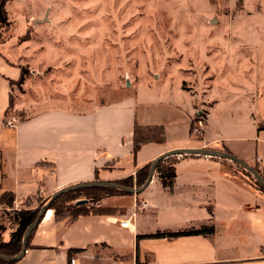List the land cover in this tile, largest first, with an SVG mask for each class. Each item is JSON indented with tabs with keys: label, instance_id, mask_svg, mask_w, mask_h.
<instances>
[{
	"label": "crops",
	"instance_id": "0c3cea01",
	"mask_svg": "<svg viewBox=\"0 0 264 264\" xmlns=\"http://www.w3.org/2000/svg\"><path fill=\"white\" fill-rule=\"evenodd\" d=\"M20 74L1 44L0 197L4 192L14 196L11 207L0 203L5 209L24 208L34 196L46 199L72 184L118 182L177 148L226 151L264 171V118L254 110L253 99L239 116L238 108L216 95L212 81L204 93L202 133L196 136L191 131L194 98L180 85L181 104L149 97L138 87L133 95L88 111L51 107L22 120L13 118L15 126H8L11 82ZM135 123L162 126L164 140L143 144L133 156ZM174 166L171 185L154 172L141 192L100 199V213L57 221L48 209L24 255L13 264H69L72 256L74 264H264V192L249 183L243 168L227 158L197 154L177 155ZM140 199L147 201V208L135 213L130 228L120 226L119 220L129 217ZM7 221L5 241L14 230L8 216ZM201 225H212L214 232L143 236ZM71 248L79 251L68 259Z\"/></svg>",
	"mask_w": 264,
	"mask_h": 264
},
{
	"label": "rangeland",
	"instance_id": "374dc122",
	"mask_svg": "<svg viewBox=\"0 0 264 264\" xmlns=\"http://www.w3.org/2000/svg\"><path fill=\"white\" fill-rule=\"evenodd\" d=\"M5 9L0 45L24 68L11 85L9 118L51 107L84 112L138 87L181 104L180 85L193 95L191 131L200 136L211 81L239 116L253 99L264 118V0H7Z\"/></svg>",
	"mask_w": 264,
	"mask_h": 264
},
{
	"label": "trees",
	"instance_id": "16d2710c",
	"mask_svg": "<svg viewBox=\"0 0 264 264\" xmlns=\"http://www.w3.org/2000/svg\"><path fill=\"white\" fill-rule=\"evenodd\" d=\"M7 0H0V27L9 25L8 15L5 9V3ZM21 69V74L17 83H21L24 79V68ZM12 83V82H11ZM6 115L8 112L6 111ZM8 117V116H7ZM191 129H193V122L191 124ZM164 140L163 127L160 125H149L141 126L137 123L134 124L133 136H132V154L135 156L140 147L148 142H162ZM177 155H170L163 157L155 167V173L158 177L162 179V183L165 185H171L175 177V162ZM150 163L144 165L143 167L136 170L134 176H128L116 183L127 186V187H141L149 172ZM255 170L264 179V171H259L256 167ZM244 174L251 175L247 170L243 169ZM252 176V175H251ZM251 180L248 177L249 183L254 186L257 190L264 192V187L254 179ZM115 194H131L121 189L110 188V187H100V186H87L78 189H71L62 192L57 197H55L49 204V209L53 210L55 220L68 219L73 221L77 219L80 215L88 213H100V209L96 207L98 201L106 196ZM35 198V196H34ZM79 199H86L85 203L77 204L76 201ZM14 196L11 192H4L0 197V203H4L7 206H12ZM48 201V198L44 199L39 205H30L29 200L26 202V207L20 209L10 210V218L15 224L14 230L10 233L8 240H3L2 233L5 227L0 224V254L13 256L17 254L21 249L23 232L26 227L35 219L40 208ZM37 226V225H36ZM36 227L31 231L28 236L27 247L29 244V239L34 232ZM214 232L212 225H201L199 228H187L177 232L169 231H157L152 234L143 235L144 237H176L179 235L188 234H203L210 235ZM79 251L77 248H71L67 251L68 259L71 257L72 252ZM15 261H8L0 258V264H13Z\"/></svg>",
	"mask_w": 264,
	"mask_h": 264
},
{
	"label": "water",
	"instance_id": "95a60500",
	"mask_svg": "<svg viewBox=\"0 0 264 264\" xmlns=\"http://www.w3.org/2000/svg\"><path fill=\"white\" fill-rule=\"evenodd\" d=\"M181 154H197V155H208V156H218L222 158H227L230 159L236 163H238L243 169L247 170L256 181H258L263 187H264V179L262 176L255 170V168L239 157L226 152L222 150H216V149H211V148H177L173 150H169L167 152H164L157 157H155L151 162H150V167H149V172L148 176L144 182V184L141 187H127L121 184H118L116 182H107V181H99V182H84V183H78V184H72L65 186L63 188H60L53 192L51 196L49 197V200L40 208L37 216L35 219L26 227V229L23 232V237H22V243H21V249L20 251L13 255H5V254H0V258L8 260V261H17L20 259L27 248V242H28V236L30 235L31 231L38 225L42 217L45 215L46 211L49 209V204L50 202L57 197L59 194H61L64 191L71 190V189H78V188H83L87 186H100V187H110V188H116V189H121L126 192H129L131 194H137L141 192L150 182L154 172H155V167L157 163L166 156L170 155H181ZM87 200L86 199H79L76 201L77 204L85 203Z\"/></svg>",
	"mask_w": 264,
	"mask_h": 264
},
{
	"label": "built area",
	"instance_id": "2783aa9c",
	"mask_svg": "<svg viewBox=\"0 0 264 264\" xmlns=\"http://www.w3.org/2000/svg\"><path fill=\"white\" fill-rule=\"evenodd\" d=\"M201 121L198 120V123H200ZM5 124L8 125V126H15V120L12 119V118H6L5 119ZM193 132L194 133H197L198 132V128H193ZM1 206V205H0ZM148 206V203L146 200L144 199H140V200H136L133 204V210L130 214L129 217H126L124 218L123 220H119V225L122 226V227H125V228H130L132 226L131 224V219L133 218V216L135 215V213L139 210H144L146 209ZM75 263V256H72L70 259H69V264H74Z\"/></svg>",
	"mask_w": 264,
	"mask_h": 264
},
{
	"label": "bare ground",
	"instance_id": "6f19581e",
	"mask_svg": "<svg viewBox=\"0 0 264 264\" xmlns=\"http://www.w3.org/2000/svg\"><path fill=\"white\" fill-rule=\"evenodd\" d=\"M48 211H49V210H47V213H48ZM47 213H46V214H47Z\"/></svg>",
	"mask_w": 264,
	"mask_h": 264
}]
</instances>
